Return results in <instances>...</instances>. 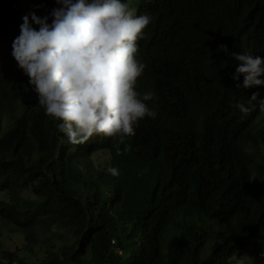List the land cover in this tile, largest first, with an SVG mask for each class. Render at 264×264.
Returning a JSON list of instances; mask_svg holds the SVG:
<instances>
[{"label":"trees","instance_id":"trees-1","mask_svg":"<svg viewBox=\"0 0 264 264\" xmlns=\"http://www.w3.org/2000/svg\"><path fill=\"white\" fill-rule=\"evenodd\" d=\"M53 7L0 0V222L25 237L14 250L0 238V264H264V113L234 107L264 85L238 86L237 62L218 50L264 57V14L253 13L264 0H206L194 24L209 28L207 57H146L139 44L135 88L153 93L156 117L123 142L78 144L57 134L10 54L22 15Z\"/></svg>","mask_w":264,"mask_h":264},{"label":"clouds","instance_id":"clouds-1","mask_svg":"<svg viewBox=\"0 0 264 264\" xmlns=\"http://www.w3.org/2000/svg\"><path fill=\"white\" fill-rule=\"evenodd\" d=\"M58 7L43 16L29 11L22 15L19 32L11 42V56L28 78L37 103L55 121L57 134L78 144L100 134L126 137L144 117L156 111L145 102L153 93L136 90L145 64L138 56H154L161 48L190 60L194 50L207 57L212 41L209 28L194 24L206 0H55ZM34 8L42 5H33ZM253 13L264 14V9ZM35 25L36 27H33ZM195 32L196 36H191ZM218 50L237 62L233 80L243 76V87L264 85V57ZM248 106L235 108L264 113V97L253 92ZM251 101H257L252 104ZM108 172L118 175V169ZM241 258V257H239ZM250 260V259H249Z\"/></svg>","mask_w":264,"mask_h":264},{"label":"rangeland","instance_id":"rangeland-1","mask_svg":"<svg viewBox=\"0 0 264 264\" xmlns=\"http://www.w3.org/2000/svg\"><path fill=\"white\" fill-rule=\"evenodd\" d=\"M37 239L42 240V237H45L49 234V231H42L43 229H40L37 227ZM55 230V229H53ZM0 231L2 235L0 236L3 245L6 248H9L11 250H14L16 248H21L25 242V237L22 232L17 231L14 227H12L10 224H5L2 221L0 222ZM36 243H32V246H35ZM35 248V247H34ZM29 254V252H27ZM29 257L31 259L39 256H34L33 254H29Z\"/></svg>","mask_w":264,"mask_h":264}]
</instances>
